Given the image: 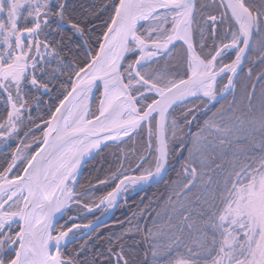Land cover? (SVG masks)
<instances>
[{"label": "snow or ice", "instance_id": "6c2138e0", "mask_svg": "<svg viewBox=\"0 0 264 264\" xmlns=\"http://www.w3.org/2000/svg\"><path fill=\"white\" fill-rule=\"evenodd\" d=\"M0 264H264V0H0Z\"/></svg>", "mask_w": 264, "mask_h": 264}, {"label": "trees", "instance_id": "16d2710c", "mask_svg": "<svg viewBox=\"0 0 264 264\" xmlns=\"http://www.w3.org/2000/svg\"><path fill=\"white\" fill-rule=\"evenodd\" d=\"M102 163L103 161L100 158H98L97 161H93V163L89 165V171H91V169L93 168L97 169V171L92 173V175L99 174V168ZM176 170H178V167L177 169H170L167 178L174 179ZM89 171L85 172L86 177L89 175ZM143 191L146 192L149 196L153 194L159 196L161 193H164L166 191V188L165 185L161 182L159 184L151 185L145 188ZM140 195H142V193L139 190L129 195L128 203L131 207L129 208V207L121 206L115 213L114 217L101 226L100 228L101 235L108 233L110 230L111 231L118 230L119 225H115L114 222L117 220H124L126 216L130 215V211L135 210V205L139 203ZM93 215H99V212H96ZM93 215H89L88 219H92ZM105 225H107V227H105Z\"/></svg>", "mask_w": 264, "mask_h": 264}, {"label": "water", "instance_id": "95a60500", "mask_svg": "<svg viewBox=\"0 0 264 264\" xmlns=\"http://www.w3.org/2000/svg\"><path fill=\"white\" fill-rule=\"evenodd\" d=\"M151 185H154V184H151ZM151 185H148V186H146V187H149V186H151ZM146 187H145V188H146ZM145 188H144V189H145ZM116 210H117V209H114V210L110 211L109 213H107L106 215H104V216L101 218V226H102L103 224L107 223V222L113 217V215H114V213L116 212Z\"/></svg>", "mask_w": 264, "mask_h": 264}, {"label": "flooded vegetation", "instance_id": "af4514ba", "mask_svg": "<svg viewBox=\"0 0 264 264\" xmlns=\"http://www.w3.org/2000/svg\"><path fill=\"white\" fill-rule=\"evenodd\" d=\"M146 188H147V187H146ZM118 209H119V208H118ZM118 209H117V210H118ZM117 210H116V212H117ZM97 212H99V211H97ZM116 212H115V213H116ZM115 213H114V215H115ZM99 215H100V213H99ZM114 215H113V217H114ZM88 217H89V216H88ZM88 217L85 218L84 222L87 221ZM102 217H103V216H102ZM102 217H101V218H102ZM113 217H112V218H113ZM112 218H111V219H112Z\"/></svg>", "mask_w": 264, "mask_h": 264}]
</instances>
